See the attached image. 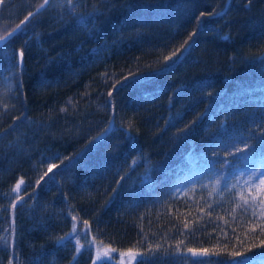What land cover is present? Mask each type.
Wrapping results in <instances>:
<instances>
[{
    "label": "trees",
    "instance_id": "obj_1",
    "mask_svg": "<svg viewBox=\"0 0 264 264\" xmlns=\"http://www.w3.org/2000/svg\"><path fill=\"white\" fill-rule=\"evenodd\" d=\"M17 1L0 36L45 2L4 20ZM34 14L0 48V264H264V0Z\"/></svg>",
    "mask_w": 264,
    "mask_h": 264
},
{
    "label": "snow or ice",
    "instance_id": "obj_2",
    "mask_svg": "<svg viewBox=\"0 0 264 264\" xmlns=\"http://www.w3.org/2000/svg\"><path fill=\"white\" fill-rule=\"evenodd\" d=\"M48 0H45V4H47ZM5 3V0H0V5H3ZM45 5H41L40 7L43 8ZM221 13L216 12L215 10H213L212 12H201L199 16L196 17V21L197 24L199 25V23L202 21V18L207 16H212V15H217L219 16ZM35 14L31 11H29L27 13V15H25L23 17V19L20 20L19 24L16 25V28L13 29V31L11 33H6L5 36H0V42H3L5 40H7L8 38H10L11 36L15 35L17 32H20L21 29L23 28V26L30 22L31 18L34 16ZM198 31V28L194 27L193 31L189 33L188 39H186L182 44H180V46L178 48H176L170 55L168 56H164V66L162 67L161 70H166L167 68H170L172 63H175L176 60H179L180 56L183 55V53L185 51L188 50V47L190 46V40L192 39L193 36H195L196 32ZM179 54V55H178ZM19 56L20 59L22 61L23 56H24V51L23 49H21L19 51ZM109 95L111 96V92L109 93ZM15 119V118H14ZM243 142V141H241ZM249 145L247 143H244V149H248ZM244 149H238L237 151H243ZM213 155H217V153H213ZM53 159H59V157H53ZM65 161H68V164H65ZM75 160L72 157H65L64 161L60 162V165H57L56 163H49L47 165V171L43 173V175L40 176V178L36 181V185L40 186L42 184V182L45 181L46 178H49L50 180H54L55 179V175L57 174V172L61 169V167H68L71 163H74ZM56 170V171H54ZM51 174V175H50ZM22 181H18L17 182V186L16 188L19 189L21 186ZM119 183V181H118ZM261 184H264V180L261 181ZM35 192V190H34ZM20 197H17V200H19ZM262 210L260 212V216L261 218H264V200H260L257 202ZM13 204H16V201H13ZM73 219H75V217H73ZM85 224L88 223V221H84ZM260 231L264 232V225H262L260 227ZM261 245H264V240L260 241ZM191 251V250H190Z\"/></svg>",
    "mask_w": 264,
    "mask_h": 264
},
{
    "label": "rangeland",
    "instance_id": "obj_3",
    "mask_svg": "<svg viewBox=\"0 0 264 264\" xmlns=\"http://www.w3.org/2000/svg\"><path fill=\"white\" fill-rule=\"evenodd\" d=\"M35 2L36 0H18L16 3H13L15 5L7 8L4 11V16H3L4 20H7L9 22L16 21L21 14L31 9L33 5L35 4ZM244 180H250V178H245V179L242 178L241 182ZM254 180L252 179L250 181L251 185L254 186L257 193L260 192L263 194V199H264V184H261V181L264 180V175L258 176V178ZM102 251L104 253L101 254L100 257L105 256V250L102 249Z\"/></svg>",
    "mask_w": 264,
    "mask_h": 264
},
{
    "label": "water",
    "instance_id": "obj_4",
    "mask_svg": "<svg viewBox=\"0 0 264 264\" xmlns=\"http://www.w3.org/2000/svg\"><path fill=\"white\" fill-rule=\"evenodd\" d=\"M49 1L50 0H48V2H47V4H45V2H44V4L43 5H45L44 7H46L47 5H48V3H49ZM43 7V8H44ZM43 8H41V7H38L37 9H35L34 11H33V13H36V12H38V11H41ZM16 28V27H15ZM14 28V29H15ZM13 30H11L9 33H11ZM12 37V36H11ZM10 37V38H11ZM10 38H8V39H10ZM7 39V40H8ZM7 40H5V41H3V42H0V46H2ZM18 65L21 67L22 65H23V59H22V61H21V59H20V56H19V52H18Z\"/></svg>",
    "mask_w": 264,
    "mask_h": 264
},
{
    "label": "bare ground",
    "instance_id": "obj_5",
    "mask_svg": "<svg viewBox=\"0 0 264 264\" xmlns=\"http://www.w3.org/2000/svg\"><path fill=\"white\" fill-rule=\"evenodd\" d=\"M14 28H15V27H14ZM14 28H13V29H14ZM13 29H12V30H13ZM9 32H10V31H9ZM9 32H7V33H9ZM3 36H5V34H4ZM13 37H14V35H13L10 39H8V40H7L2 46H0V48L3 47L7 42H9Z\"/></svg>",
    "mask_w": 264,
    "mask_h": 264
}]
</instances>
